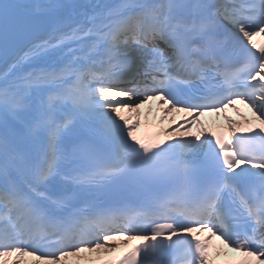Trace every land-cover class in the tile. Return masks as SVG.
Returning a JSON list of instances; mask_svg holds the SVG:
<instances>
[{
	"label": "snow or ice",
	"instance_id": "6c2138e0",
	"mask_svg": "<svg viewBox=\"0 0 264 264\" xmlns=\"http://www.w3.org/2000/svg\"><path fill=\"white\" fill-rule=\"evenodd\" d=\"M0 264H264V0H0Z\"/></svg>",
	"mask_w": 264,
	"mask_h": 264
},
{
	"label": "bare ground",
	"instance_id": "6f19581e",
	"mask_svg": "<svg viewBox=\"0 0 264 264\" xmlns=\"http://www.w3.org/2000/svg\"><path fill=\"white\" fill-rule=\"evenodd\" d=\"M163 114V112L158 111L156 115H153L152 113L144 116L142 115L141 119H142V127L143 128L145 125L149 124V123H153V124H157L158 126H162L165 129L170 128V127H174L176 124H180L182 123L183 120H185V116L182 112H173V113H169L168 114V119L165 120L163 123H160V116ZM173 117L175 118L173 120ZM237 119H239V117H236ZM207 122L209 124V126H213L215 124H222L219 123V121H217V119L215 118H207L206 119ZM198 125H194L193 126V132H195L198 129ZM177 137L180 138V134L177 133ZM91 255H95V254H91ZM89 256V254H83L82 257L87 258ZM72 259H77V258H72Z\"/></svg>",
	"mask_w": 264,
	"mask_h": 264
}]
</instances>
